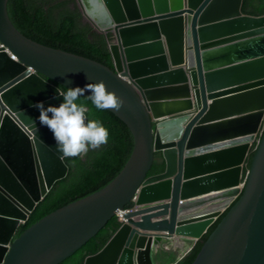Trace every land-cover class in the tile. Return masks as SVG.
Instances as JSON below:
<instances>
[{
	"label": "water",
	"instance_id": "obj_1",
	"mask_svg": "<svg viewBox=\"0 0 264 264\" xmlns=\"http://www.w3.org/2000/svg\"><path fill=\"white\" fill-rule=\"evenodd\" d=\"M77 2L113 35V69L33 41L13 0H0V264H72L119 214V230L84 264H156L228 210L192 264H264V15L243 14L244 0ZM100 81L124 101L109 111L133 134L128 162L18 236L69 172L33 105L59 106L55 84ZM159 152L165 171L149 176Z\"/></svg>",
	"mask_w": 264,
	"mask_h": 264
},
{
	"label": "trees",
	"instance_id": "obj_2",
	"mask_svg": "<svg viewBox=\"0 0 264 264\" xmlns=\"http://www.w3.org/2000/svg\"><path fill=\"white\" fill-rule=\"evenodd\" d=\"M242 12L250 16L264 15V0H244ZM13 13L24 34L33 41L95 60L113 69L109 50L113 35H105L96 31L85 20L77 0H13ZM55 85L61 91L67 90L61 85ZM77 103H83L89 108L88 119L98 120L108 129V143L100 149H90L87 156L83 158L68 157L65 159L69 168L67 177L54 185L30 220L22 227L18 236L48 214L108 185L121 172L132 154L134 137L126 123L109 110L96 109L84 96H81ZM256 147L257 145L254 144L251 150L244 171V180L251 168ZM164 171L165 161L159 152L155 156L149 176L161 175ZM228 212L229 210L217 222ZM215 224L177 264L193 263ZM120 226L116 217L72 264H84L88 256L101 251Z\"/></svg>",
	"mask_w": 264,
	"mask_h": 264
},
{
	"label": "clouds",
	"instance_id": "obj_3",
	"mask_svg": "<svg viewBox=\"0 0 264 264\" xmlns=\"http://www.w3.org/2000/svg\"><path fill=\"white\" fill-rule=\"evenodd\" d=\"M86 91L92 105L98 110L119 111L123 106V99L109 91L103 81L89 83L84 88H67L58 91L63 97L59 106L45 107L43 102L33 105L39 110L38 121L52 132L56 142V149L63 157H85L89 150L100 149L109 139V131L98 120L88 119L89 108L83 103H77ZM35 125V122H32Z\"/></svg>",
	"mask_w": 264,
	"mask_h": 264
},
{
	"label": "crops",
	"instance_id": "obj_4",
	"mask_svg": "<svg viewBox=\"0 0 264 264\" xmlns=\"http://www.w3.org/2000/svg\"><path fill=\"white\" fill-rule=\"evenodd\" d=\"M196 243H192L190 245H187L185 247V253L181 254L182 252L180 250L176 251V253L170 255L168 258L163 259L162 261L157 260L156 264H177L179 261H181L194 247ZM180 249L183 247L182 244H179ZM181 257V258H179Z\"/></svg>",
	"mask_w": 264,
	"mask_h": 264
},
{
	"label": "built area",
	"instance_id": "obj_5",
	"mask_svg": "<svg viewBox=\"0 0 264 264\" xmlns=\"http://www.w3.org/2000/svg\"><path fill=\"white\" fill-rule=\"evenodd\" d=\"M14 59L17 60L16 57H14ZM129 210H132V209H129ZM129 210H126V211H124V212H127V211H129ZM117 218H118V221H119V220H120V221L122 220V216H121L120 214L118 215Z\"/></svg>",
	"mask_w": 264,
	"mask_h": 264
},
{
	"label": "rangeland",
	"instance_id": "obj_6",
	"mask_svg": "<svg viewBox=\"0 0 264 264\" xmlns=\"http://www.w3.org/2000/svg\"><path fill=\"white\" fill-rule=\"evenodd\" d=\"M168 257H169V256H166V257L163 258V255H161V256H160V261H162L163 259L168 258Z\"/></svg>",
	"mask_w": 264,
	"mask_h": 264
},
{
	"label": "bare ground",
	"instance_id": "obj_7",
	"mask_svg": "<svg viewBox=\"0 0 264 264\" xmlns=\"http://www.w3.org/2000/svg\"><path fill=\"white\" fill-rule=\"evenodd\" d=\"M137 198V197H136Z\"/></svg>",
	"mask_w": 264,
	"mask_h": 264
}]
</instances>
